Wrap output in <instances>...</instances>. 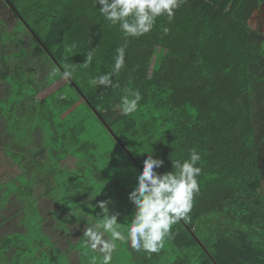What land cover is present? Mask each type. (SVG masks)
I'll return each mask as SVG.
<instances>
[{
  "label": "trees",
  "instance_id": "trees-1",
  "mask_svg": "<svg viewBox=\"0 0 264 264\" xmlns=\"http://www.w3.org/2000/svg\"><path fill=\"white\" fill-rule=\"evenodd\" d=\"M99 7L0 0V148L18 167L0 175V264H75L73 254L92 264L101 255L83 236L101 213L92 204L109 200L126 229L146 156L164 161L158 173H175L173 161L192 150L201 173L189 218L159 253L117 242L112 264H264V33L250 24L264 0H184L140 37ZM121 46L113 87L91 85ZM129 89L143 98L124 116Z\"/></svg>",
  "mask_w": 264,
  "mask_h": 264
},
{
  "label": "clouds",
  "instance_id": "clouds-1",
  "mask_svg": "<svg viewBox=\"0 0 264 264\" xmlns=\"http://www.w3.org/2000/svg\"><path fill=\"white\" fill-rule=\"evenodd\" d=\"M183 2L184 0H95L96 5H101L99 12L103 18L113 26L119 25L126 37H140L149 33L157 17L162 15L166 14L171 20L174 10ZM163 30L165 33L169 31L168 28ZM116 51L112 71L90 79L91 85L104 86L106 89L113 87V75H118L125 66V46ZM92 59V53H87L83 66L88 67ZM72 74V69L65 68L62 78L68 79ZM142 98L138 89L127 90V94L121 97V114L130 116L135 113ZM200 159L199 153L192 150L189 159L183 163L173 161L177 172L160 174L156 169L162 167L164 161L147 155L143 160L142 171L137 175V184L128 196L134 205V213L124 230L118 223L119 213L110 211L109 200L91 203L94 209H101L92 226L86 227L83 233L90 250L101 254L92 257V264H112L117 242L127 243L137 252L159 253L164 247L165 238L171 235L172 226L181 219L189 218L193 196L199 192L197 177L201 168L196 165ZM96 196L91 194V200ZM71 215L79 219L82 213L72 210Z\"/></svg>",
  "mask_w": 264,
  "mask_h": 264
},
{
  "label": "rangeland",
  "instance_id": "rangeland-1",
  "mask_svg": "<svg viewBox=\"0 0 264 264\" xmlns=\"http://www.w3.org/2000/svg\"><path fill=\"white\" fill-rule=\"evenodd\" d=\"M251 26L253 28H259L263 33H264V15L260 14L259 11H256L253 15V17L251 18V22H250ZM9 26H11V23L9 24ZM63 82L58 83L56 85H54L53 87L47 89L45 91L44 94H49L51 93L53 90H55L56 88H58L61 84H63ZM16 158V156H14ZM15 158H10L4 151L3 149L0 148V175H3L5 179H9L12 176H15V174L17 173L18 167H17V162L14 161ZM63 166H68L66 165V162H63ZM41 210L43 211V213H45V216H47V208L51 207V204L49 201L46 202V199H43L42 204H40ZM54 222V221H53ZM78 225H72V228H77ZM79 226V230H80ZM86 226L83 227V229L85 230ZM67 241V240H66ZM212 252H214V250L211 248ZM72 259L73 262L75 264H78L79 261V255L78 254H73L72 255Z\"/></svg>",
  "mask_w": 264,
  "mask_h": 264
},
{
  "label": "water",
  "instance_id": "water-1",
  "mask_svg": "<svg viewBox=\"0 0 264 264\" xmlns=\"http://www.w3.org/2000/svg\"><path fill=\"white\" fill-rule=\"evenodd\" d=\"M55 61L57 62V64L59 65V67L61 68V65H60V63L55 59Z\"/></svg>",
  "mask_w": 264,
  "mask_h": 264
}]
</instances>
